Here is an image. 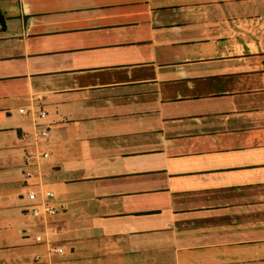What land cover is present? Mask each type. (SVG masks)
I'll use <instances>...</instances> for the list:
<instances>
[{"label": "crops", "instance_id": "0c3cea01", "mask_svg": "<svg viewBox=\"0 0 264 264\" xmlns=\"http://www.w3.org/2000/svg\"><path fill=\"white\" fill-rule=\"evenodd\" d=\"M0 12V264H264V0Z\"/></svg>", "mask_w": 264, "mask_h": 264}, {"label": "built area", "instance_id": "2783aa9c", "mask_svg": "<svg viewBox=\"0 0 264 264\" xmlns=\"http://www.w3.org/2000/svg\"><path fill=\"white\" fill-rule=\"evenodd\" d=\"M264 21V20H262ZM260 35H262L261 40L258 41L261 44V49L264 53V26L260 30ZM19 113H25V110L20 108ZM35 118L39 120H43L45 118V111L42 108H38L36 112H32ZM35 127H39V130L36 131L35 135L40 138H46L48 136L49 125L36 123ZM41 156L46 158L48 156L47 153H42ZM44 199L40 203H34L33 206L25 210V214L29 215L32 219H38L40 221H45L48 216H52L56 213L57 207L50 202L53 199V193L51 191H45L43 193ZM28 199L31 201L36 200V195L33 192L28 193ZM58 234V230L55 227H49L47 232H41L34 234L32 236L34 242L36 243H44L46 246V253L39 254L36 253L32 256L31 264H63L60 260L54 261L51 259V255L63 256L64 248L60 244L54 243V237Z\"/></svg>", "mask_w": 264, "mask_h": 264}, {"label": "trees", "instance_id": "16d2710c", "mask_svg": "<svg viewBox=\"0 0 264 264\" xmlns=\"http://www.w3.org/2000/svg\"><path fill=\"white\" fill-rule=\"evenodd\" d=\"M3 23V15L2 13L0 12V25Z\"/></svg>", "mask_w": 264, "mask_h": 264}, {"label": "rangeland", "instance_id": "374dc122", "mask_svg": "<svg viewBox=\"0 0 264 264\" xmlns=\"http://www.w3.org/2000/svg\"><path fill=\"white\" fill-rule=\"evenodd\" d=\"M53 200H54V198H53Z\"/></svg>", "mask_w": 264, "mask_h": 264}]
</instances>
